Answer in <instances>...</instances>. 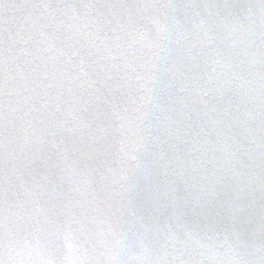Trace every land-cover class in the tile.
Returning a JSON list of instances; mask_svg holds the SVG:
<instances>
[{"label":"water","instance_id":"95a60500","mask_svg":"<svg viewBox=\"0 0 264 264\" xmlns=\"http://www.w3.org/2000/svg\"><path fill=\"white\" fill-rule=\"evenodd\" d=\"M0 264H264V0H0Z\"/></svg>","mask_w":264,"mask_h":264}]
</instances>
